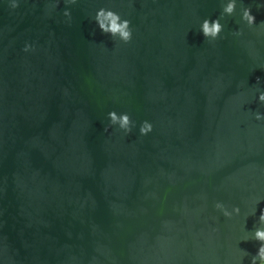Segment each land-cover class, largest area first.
I'll return each instance as SVG.
<instances>
[{
  "label": "water",
  "instance_id": "water-1",
  "mask_svg": "<svg viewBox=\"0 0 264 264\" xmlns=\"http://www.w3.org/2000/svg\"><path fill=\"white\" fill-rule=\"evenodd\" d=\"M222 0L0 4V264H235L264 201V32H199ZM251 7L256 22L264 8ZM131 21L114 45L91 20ZM239 27L242 35L231 33ZM25 43L35 51L24 53ZM257 77L261 84L257 85ZM109 111L137 128L107 132ZM153 124L141 137L139 124ZM239 207L225 219L214 207ZM244 264H248L247 257Z\"/></svg>",
  "mask_w": 264,
  "mask_h": 264
},
{
  "label": "clouds",
  "instance_id": "clouds-1",
  "mask_svg": "<svg viewBox=\"0 0 264 264\" xmlns=\"http://www.w3.org/2000/svg\"><path fill=\"white\" fill-rule=\"evenodd\" d=\"M23 0H0V4L7 3L11 10L15 11L19 8ZM61 0H51V3L47 5L49 10L55 9L59 6ZM79 0H63L65 10L63 11V17L70 21L71 13L68 10L70 6L76 5ZM240 2L239 20L237 24L244 25L247 29H258L264 32V21L256 22L255 16L252 14L251 7L243 5L242 0ZM238 0H222L220 16L216 19H203L199 23V32L202 34L204 41L213 43L217 39L221 38V33L224 31V25L221 20L224 17H231L236 12ZM257 8H264V0H256ZM91 20L95 23L99 31L110 37L114 45H127L133 37V30L131 28V21L122 18L117 12L112 11L110 8H99ZM234 37H239L242 32L239 27L231 33ZM22 51L24 53H30L35 51L34 45L25 43ZM260 69L264 72V64H259L253 71ZM256 84H261L260 78L257 77ZM255 99L257 104L264 105V90L260 88L256 89ZM252 118L257 122H264V112L256 111L252 114ZM107 126L104 131L107 132L110 128H115L124 136H129L137 125L131 120L128 113H117L116 111H109L106 116ZM153 132V124L147 120L141 122L138 127V134L141 137L148 136ZM264 201V197L256 196L251 198L250 207L248 210V216H254L256 214L257 205ZM215 209L221 213L225 219H231L233 216H239L241 209L239 207H232L229 210L223 203L216 202ZM256 241L258 242V249L254 255H250L247 251L241 249L235 259V264H244V259L247 257L248 264H264V209L260 210L258 221L254 227V230L250 232V235L246 234L241 241Z\"/></svg>",
  "mask_w": 264,
  "mask_h": 264
}]
</instances>
